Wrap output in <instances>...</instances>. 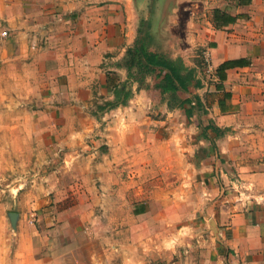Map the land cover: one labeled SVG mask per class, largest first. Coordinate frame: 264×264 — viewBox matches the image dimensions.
<instances>
[{"label":"crops","instance_id":"obj_1","mask_svg":"<svg viewBox=\"0 0 264 264\" xmlns=\"http://www.w3.org/2000/svg\"><path fill=\"white\" fill-rule=\"evenodd\" d=\"M199 1L0 0V143L9 140L4 146L0 144V150L3 155L6 151L10 155L9 159L2 157L0 175L10 176L11 182L18 181L23 172L26 178L33 177L35 149L50 151L53 147L88 146L85 136L96 130L102 136L93 148L105 144L106 151L101 154L98 150L100 157L94 159L99 161L95 168L101 178L111 182L108 196L121 198L130 217L129 183L141 180L136 179V174H146L145 154L160 147L167 152L171 138H163L160 122L148 115L144 107L151 100L137 82H133V95L125 105L93 116L85 107L96 93L105 94L107 101L115 98L112 87L128 78L122 63L127 49L138 38L141 23L150 26L153 45L161 44L158 53L172 59L181 57L192 68L193 17ZM203 1L211 3L212 11L202 44L216 78L214 83L197 89L191 85L189 91L202 92L201 104L208 110L204 117L220 131L238 117L264 118V0ZM169 5L180 13L187 8L186 16L192 20H186V38L176 29L180 21L175 19L176 23L165 24L163 11ZM216 9H220L219 15ZM223 12L235 20L224 24ZM149 49L155 51V48ZM238 59L245 60L225 69L226 77L219 78L217 68L226 61ZM203 92L207 93L201 96ZM99 119H107L106 126L91 124L95 121L100 125ZM205 127L200 131L187 128L180 136L182 139L193 136L196 140L199 134L209 137L217 134L213 127ZM218 143L224 147L220 139ZM187 146L193 148L189 142ZM261 148L264 150V144ZM171 152L176 154V148ZM46 159L42 161H50ZM185 162L190 169L184 174L204 184V195L197 204L196 195H187L198 206L189 229L193 239L184 240L190 246L186 258L177 256L171 264H264V161H233L238 171L233 170L232 174L230 169L220 168L222 161L204 158L201 161L204 169L199 175L193 172L192 162ZM210 168L212 171L216 168L213 176ZM223 181L225 186L221 185ZM155 194L136 201L133 215L145 218ZM111 214L114 215L112 227L125 225L118 210ZM143 224L150 226L147 222ZM138 240L113 241L109 245L122 247L117 259H114L115 253L112 255L114 251L109 254V249H105L107 259L95 255L94 264H147L162 256V250L148 251L146 240ZM26 242L30 253L45 246L34 239ZM43 254L26 255L25 259L0 257V264L61 263Z\"/></svg>","mask_w":264,"mask_h":264},{"label":"rangeland","instance_id":"obj_2","mask_svg":"<svg viewBox=\"0 0 264 264\" xmlns=\"http://www.w3.org/2000/svg\"><path fill=\"white\" fill-rule=\"evenodd\" d=\"M175 8L170 5L164 7L163 19L168 25L180 21L176 23L178 24L176 29L181 37L184 35L186 38V20L190 22L192 19L187 18L186 7L182 13L180 10L176 12ZM210 11L211 3L203 0H200L195 8L193 17L195 50L190 55V60L194 62L190 69H193L195 78L187 90L178 88L176 93L162 91L158 83L161 82L165 71L148 75L140 85L137 81L129 82V87L133 82H137L139 88L146 89L151 101L144 108L152 120L160 122L163 138H171L168 148L170 152L169 150L166 152L162 147L158 151H148L143 160V163L148 165L146 174H136V179L141 180L129 183L130 217L126 204L122 205L121 198L108 196L107 191L112 189L109 186L111 182L98 175L95 165L99 161L94 159L100 157L103 150L106 151V145L99 144L94 150L93 146L99 143L98 138L102 135L96 134V130H91L84 139L88 146L81 147L80 144L58 149L53 147L50 151L35 149L33 177L26 178L23 172L18 181L11 182L10 176L0 175V257L7 260L12 259V256L13 259H25L26 255L44 252L43 255H51L52 259H58L62 264H94L95 255H99L100 259H107L105 249H109V254L114 251L112 255L115 253L114 259H117L122 247L109 245L113 241L121 242L124 239L130 241L135 238L146 240L148 251L162 250V256L149 260L147 264H171L177 256L186 258L190 246L184 240L193 239L189 230L190 223L194 211L198 210L195 199L187 195L190 193L196 195L197 204L204 195V184L184 174L190 169L185 166L187 163L185 161L194 164L193 172L196 171L195 173H198L196 175L204 169V165L201 164L204 158H210V161L215 162L222 161L220 168L225 171L230 169L232 174L233 170L235 173L238 171L233 161H264V150L261 148L264 144V118L238 117L220 134L216 131V135H212L213 137L207 135V139L202 134L197 136L195 132H193L195 138L198 137L196 140L193 136L191 139H182L180 136L187 128L192 127L200 131L208 124V119L204 117L208 110L200 100L202 92L192 93L189 87L193 85L197 89L203 84L206 86L208 83H214L216 78V71L205 54V45L202 44V35L210 27L208 22ZM140 26L139 37L143 36L148 24L145 22ZM185 41L182 40L183 43ZM149 48H155L158 52L161 44L157 42ZM206 93L203 92L201 96ZM186 98L192 99V103L186 102ZM107 100L105 94L96 93L85 109L92 116L98 115L103 111L100 106ZM189 106L194 107L193 115L190 117L185 111V107ZM99 120L100 125L95 121L91 124L102 128L106 126L107 119ZM210 125L214 126L211 123ZM219 139L224 144L222 148L218 143ZM203 140L204 142L199 143ZM8 141L5 139L0 143L1 146ZM37 142L38 139L35 140L36 146ZM188 142L193 148L188 149ZM175 148L176 154H172L171 150L174 151ZM98 150H101L99 154ZM2 157L9 159V152L6 151L3 155L0 150V161H3ZM43 158H49L50 161H42ZM176 158L178 160L173 161ZM83 159L89 161H82ZM212 169L214 170L210 168L211 176L216 174V168ZM221 183L225 186L224 181ZM153 193H156V197L150 200L148 206L150 211L146 213L145 218L133 215L135 202L148 199ZM122 208H125L123 213ZM113 210L119 211L118 216L125 219V225L118 228L115 225L111 226ZM11 212L18 213L15 225L11 221ZM143 222H147L149 228ZM142 225L146 228H141ZM27 239L45 243V246L36 253H30L29 247L26 246ZM37 249H40V246L36 247Z\"/></svg>","mask_w":264,"mask_h":264},{"label":"trees","instance_id":"obj_3","mask_svg":"<svg viewBox=\"0 0 264 264\" xmlns=\"http://www.w3.org/2000/svg\"><path fill=\"white\" fill-rule=\"evenodd\" d=\"M242 1L249 2L250 0ZM215 12L219 15L220 9H216ZM221 14V16L226 18L223 21L224 24L230 23L235 20L234 17L228 15L225 12ZM149 28L150 26H148L147 30L144 31L143 36H138L134 45L127 49L122 65L125 66L128 71V78L123 81V83H119L112 87V91L114 92L115 98L112 101H107L104 105H101V110L112 109L119 105L127 104L128 100L133 95L131 87L128 88L129 82L131 80L137 81L140 85L145 81L148 75L158 73V71H165L161 82L158 83V86L164 92L170 91L171 93H176L178 88L187 90L188 86L193 82L195 78L194 71L193 69H190L185 65L181 57L172 59L168 58L162 53L151 51L149 49V47L153 44L154 39V36L152 35V33H150ZM244 60L245 59H238L222 63L217 68V74L219 78L224 79L226 77L224 71L225 69L236 66L238 64H243ZM227 96L229 95H225V97ZM185 100L190 104L192 103V99L190 98H186ZM193 109V106L185 107V111L188 117L193 115ZM211 127H213L215 131H218L219 134L222 132L218 127L210 124L206 125L205 128ZM203 136L207 138V135L203 134Z\"/></svg>","mask_w":264,"mask_h":264},{"label":"water","instance_id":"obj_4","mask_svg":"<svg viewBox=\"0 0 264 264\" xmlns=\"http://www.w3.org/2000/svg\"><path fill=\"white\" fill-rule=\"evenodd\" d=\"M10 217H11V221H12L13 225H15L16 224V220L18 218V213L17 212H11L10 213Z\"/></svg>","mask_w":264,"mask_h":264},{"label":"built area","instance_id":"obj_5","mask_svg":"<svg viewBox=\"0 0 264 264\" xmlns=\"http://www.w3.org/2000/svg\"><path fill=\"white\" fill-rule=\"evenodd\" d=\"M2 33H3V35H7V31H3ZM207 57H208V56H207Z\"/></svg>","mask_w":264,"mask_h":264}]
</instances>
